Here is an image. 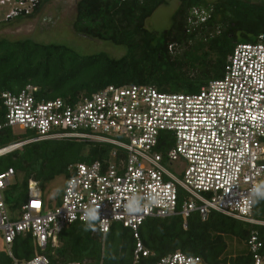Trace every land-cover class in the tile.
Listing matches in <instances>:
<instances>
[{
    "label": "built area",
    "instance_id": "1",
    "mask_svg": "<svg viewBox=\"0 0 264 264\" xmlns=\"http://www.w3.org/2000/svg\"><path fill=\"white\" fill-rule=\"evenodd\" d=\"M40 0H0L8 7L5 19L29 15ZM195 9L199 21L205 12ZM200 17V18H199ZM28 85L19 93L6 92L5 127L31 130V141L70 139L113 146L109 159L76 162L68 166L60 205L47 209L42 193L29 192L21 216L13 219L4 191L15 176L13 168L0 172V235L14 264H50L43 253L25 261L15 258L12 244L31 234L44 249L58 245V235L75 222H84L83 210L102 204L97 228L106 234L115 222L136 238L133 264L151 255L140 239L147 218L197 212L203 219L212 211L252 224L249 192L264 181V34L254 42H239L227 57L224 73L194 92L162 91L148 84L108 85L77 102L57 97L38 99ZM24 142L0 149L6 154ZM174 169V171H173ZM181 176H177V174ZM134 196H155L158 204L137 216H113L112 203ZM75 217L71 222L67 211ZM253 264H264L263 244L250 238ZM93 260L55 264H90ZM98 264H103V256ZM156 264H202V258L180 250Z\"/></svg>",
    "mask_w": 264,
    "mask_h": 264
},
{
    "label": "trees",
    "instance_id": "2",
    "mask_svg": "<svg viewBox=\"0 0 264 264\" xmlns=\"http://www.w3.org/2000/svg\"><path fill=\"white\" fill-rule=\"evenodd\" d=\"M42 2L31 14L5 21L34 16ZM167 3L168 0H78L75 32L125 45L127 52L119 58L104 52L80 54L64 44L38 43L30 38H0V122L6 113L3 94L19 93L28 85L36 88L38 99L60 97L67 102H77L111 84H148L162 91L194 92L223 75L227 57L237 43L254 42L264 34V0H180L169 28L161 33L149 30L146 19ZM196 8L205 12L204 21L194 14ZM171 43L175 44L173 49ZM25 133L17 134L12 127L0 130V149L24 142L0 155V172L9 168L15 171V182L4 191L9 211L27 202L31 180L45 184L66 176L70 164L109 159L113 150L107 143L31 141L35 134L29 130ZM252 216L264 221V200L254 203ZM252 234L263 244L259 251L264 254L263 224L215 211L206 219L191 213L186 228L181 215L149 217L141 224L139 235L151 255L141 257L139 264H156L177 250L200 256L202 264H253ZM227 235L244 240L246 251L227 255ZM58 241V245L48 242L41 249L31 234H21L12 249L20 261L39 252L49 257L50 264L88 259L98 264L102 256L103 264H133L135 258L136 238L131 229L118 222L106 234L96 224L95 230L85 231L84 222H75L59 233ZM0 264H14V259L0 250Z\"/></svg>",
    "mask_w": 264,
    "mask_h": 264
},
{
    "label": "rangeland",
    "instance_id": "3",
    "mask_svg": "<svg viewBox=\"0 0 264 264\" xmlns=\"http://www.w3.org/2000/svg\"><path fill=\"white\" fill-rule=\"evenodd\" d=\"M77 2L78 0H43L40 11L34 16L23 17L21 19L15 18L9 21H5V16L9 12L8 7L0 5V38H30L38 43L64 44L80 54L104 52L114 58L125 55L127 52L125 45L115 44L107 40L93 39L75 32L73 21L76 15ZM179 3L180 0H168L167 4L160 5L146 19V27L159 33L169 28ZM200 12V17H202L204 12ZM13 129L17 134H26V130L20 129L17 126L13 127ZM29 131L35 134L31 130ZM176 174L179 177L181 176L178 173ZM15 180L14 176L11 182H15ZM65 180V175H60L45 184L31 180L29 190L42 193L45 204H47V209L54 208L60 205ZM10 200L12 203L15 202L13 194L10 196ZM9 212L13 219H18L21 216V207L17 206L14 209H10ZM226 240L229 244L226 251L227 255L232 256L246 251L245 241L237 236L227 235ZM0 250L5 253L8 250L7 245L2 241L1 235Z\"/></svg>",
    "mask_w": 264,
    "mask_h": 264
},
{
    "label": "clouds",
    "instance_id": "4",
    "mask_svg": "<svg viewBox=\"0 0 264 264\" xmlns=\"http://www.w3.org/2000/svg\"><path fill=\"white\" fill-rule=\"evenodd\" d=\"M264 200V181L257 183L249 192V204H254ZM158 199L155 196L141 197L134 196L121 203H112L113 216L126 214L129 216H137L143 214L149 207L158 204ZM102 204L93 205L83 210L81 219L84 221L85 231L92 229L95 230V224L102 220ZM70 222L75 219L71 215V210L67 211V217Z\"/></svg>",
    "mask_w": 264,
    "mask_h": 264
},
{
    "label": "flooded vegetation",
    "instance_id": "5",
    "mask_svg": "<svg viewBox=\"0 0 264 264\" xmlns=\"http://www.w3.org/2000/svg\"><path fill=\"white\" fill-rule=\"evenodd\" d=\"M188 25H190V24H188ZM169 46H170L171 49H173V47L175 46V44L174 43H171Z\"/></svg>",
    "mask_w": 264,
    "mask_h": 264
},
{
    "label": "bare ground",
    "instance_id": "6",
    "mask_svg": "<svg viewBox=\"0 0 264 264\" xmlns=\"http://www.w3.org/2000/svg\"><path fill=\"white\" fill-rule=\"evenodd\" d=\"M3 151H1L0 153H2Z\"/></svg>",
    "mask_w": 264,
    "mask_h": 264
},
{
    "label": "water",
    "instance_id": "7",
    "mask_svg": "<svg viewBox=\"0 0 264 264\" xmlns=\"http://www.w3.org/2000/svg\"><path fill=\"white\" fill-rule=\"evenodd\" d=\"M84 36H86V35H84Z\"/></svg>",
    "mask_w": 264,
    "mask_h": 264
}]
</instances>
